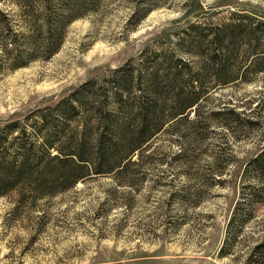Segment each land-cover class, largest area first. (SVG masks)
Listing matches in <instances>:
<instances>
[{
	"label": "rangeland",
	"instance_id": "obj_1",
	"mask_svg": "<svg viewBox=\"0 0 264 264\" xmlns=\"http://www.w3.org/2000/svg\"><path fill=\"white\" fill-rule=\"evenodd\" d=\"M138 8L149 11L136 23ZM0 9L16 13V0H0ZM246 17L252 29L264 20V0H105L67 27L49 60L0 78V122L154 52L186 60L198 87L202 58L183 43L190 26L201 27L209 51V30ZM256 32L262 50L264 28ZM254 57L241 48L221 75L237 74L226 84L202 77L207 94L188 114L202 124L157 135L131 185L101 175L54 195L0 196V264H264V248L254 255L264 242V174L250 166L264 150V71Z\"/></svg>",
	"mask_w": 264,
	"mask_h": 264
},
{
	"label": "trees",
	"instance_id": "obj_2",
	"mask_svg": "<svg viewBox=\"0 0 264 264\" xmlns=\"http://www.w3.org/2000/svg\"><path fill=\"white\" fill-rule=\"evenodd\" d=\"M104 1L16 0V13L0 9V78L34 62L49 60L62 47L67 27L97 12ZM148 11L135 9V22L139 23ZM253 25L254 29L250 27L251 18L246 17L209 30V51L201 27L190 26L192 32L183 43L202 58L198 87L193 86L195 79L186 71V60L159 58L161 54L154 52L151 60H129L101 81L89 79L54 103L0 122V196L31 188L33 197L54 195L101 175L131 185V176L154 155V151L147 152L157 135L177 133L182 123L202 124L200 114L194 123L188 120V114L196 112L207 94L202 77L216 74L222 84L237 77L221 75L231 71L229 64L241 48L254 53L252 65L264 71V48H258L256 32L264 28V20H256ZM206 51L210 55L203 59ZM183 75H188L187 81ZM186 150L183 147L178 156H184ZM135 156L138 161L133 160ZM250 166L264 174V150ZM261 175L255 179L262 181ZM58 185H62L60 189ZM261 248L264 242L254 248V255L260 256Z\"/></svg>",
	"mask_w": 264,
	"mask_h": 264
}]
</instances>
